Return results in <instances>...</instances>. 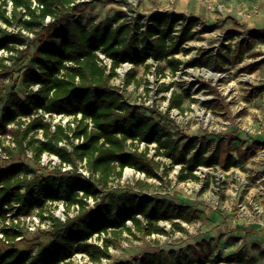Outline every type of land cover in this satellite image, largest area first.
<instances>
[{"label":"trees","instance_id":"16d2710c","mask_svg":"<svg viewBox=\"0 0 264 264\" xmlns=\"http://www.w3.org/2000/svg\"><path fill=\"white\" fill-rule=\"evenodd\" d=\"M76 1L11 0V12L7 8L8 0L0 1V19L7 25L0 33V51L8 53L6 57L0 56V78L18 73L17 80L12 81L18 83L20 77L25 91L21 96L14 88L8 91L4 81L0 82L3 111L0 133L9 134L8 126L13 125L14 131L10 133L15 143L13 148L23 153L31 151L41 170H49L42 165L45 154L61 161L60 167L48 175L39 174L24 163L0 167V264H75V253L101 263L111 258L110 245L123 233L133 238L165 235L168 231L159 224L161 221L172 222L173 231L182 230L181 223L175 220L191 223L199 220L203 211L184 203L177 205L168 197L126 191L104 194L103 190L114 179H121L127 168L153 178L161 167L167 174L170 168L181 165V181L198 180L194 171L199 166L219 164L229 169L244 165L255 154L240 151L237 159L229 151L221 162L222 141L206 156L211 141L202 144L197 138L176 135L162 125L164 118L173 121L171 110L185 111L183 104L191 99V89L172 90L169 107L163 113L144 102H129L123 90L112 84L118 76L117 70L125 63L133 65L125 74V86L140 89L145 85L147 94L150 81L144 77L153 68L161 77L166 69L176 75L183 61L175 54L180 49L185 55L192 52L191 47L183 48V45L197 37L198 32L193 28L198 20L193 18L183 25L179 35L175 29L176 17L171 19L160 13L151 17L150 24L137 22L136 18L127 20L128 13L119 11L112 18L86 25L76 14L80 6ZM12 26H17L18 31L9 30ZM31 46L35 47L33 53ZM98 52L111 60L110 69ZM243 55L240 54L239 61H243ZM263 55L250 54L253 58ZM206 60L200 63L195 60L188 66L200 64L213 71L221 68ZM263 63L264 59L241 72L254 73ZM142 68L144 75L139 77ZM173 87L163 83L160 90L170 91ZM212 92L217 99L208 105L223 111L224 106L218 101L220 93ZM56 118H61L60 123L54 122ZM40 132L42 138H38ZM141 143L146 146L144 151L139 150ZM153 144H156L155 154L151 157ZM13 148L5 147V150L9 152ZM161 156L170 158L171 166L163 163ZM83 163L89 178L79 173L78 164ZM64 164L72 169L64 172ZM92 177H97L103 189L93 183ZM144 183L139 181L140 186ZM90 199L96 202L95 208H88ZM58 202L65 208L66 221L47 212L49 205ZM72 210L77 211L74 217ZM34 211H38L42 221H51L52 229L42 233L53 240L36 251L22 252L15 246L21 236L20 218L26 219ZM95 235L102 239V245L89 242ZM239 262L244 263L241 257ZM193 263L214 262L206 255L195 261L191 255H178L175 250L168 252V259L159 255L138 262Z\"/></svg>","mask_w":264,"mask_h":264},{"label":"rangeland","instance_id":"374dc122","mask_svg":"<svg viewBox=\"0 0 264 264\" xmlns=\"http://www.w3.org/2000/svg\"><path fill=\"white\" fill-rule=\"evenodd\" d=\"M122 1L124 0H86V2H77L76 4H80V6L76 14L82 18L86 25H90L104 21L109 17L112 18L119 11H126L129 14L133 12L132 15H135L134 17L137 19V22L141 23L151 20L152 16L160 13L164 16H169L171 19L176 17L177 30H180L178 29L180 27L178 23L181 21L189 23L193 18L198 20L193 28L194 31H198L197 37L193 41H189L183 45V48L191 47L193 49L192 52L189 55H185L180 49L175 54L176 58L183 61L180 71L176 75H173L169 69H166L165 75L161 77V75L156 73L155 68H153L151 73L144 77L150 81L147 84L150 89L149 94L144 90L145 85L140 89H136L134 85L129 87L124 86L125 89L122 93L125 98L131 103L141 104L144 102L146 106H156L160 111L165 113L169 107L168 99L171 97L172 90L182 92L185 89H191V99H186L183 104L185 108L184 113L176 109L171 110L170 116L173 117H171L173 121L164 118L162 125L176 135L185 138H197L202 144L211 141L206 156L210 155L212 150L216 148L218 141H222L220 147L221 162H224L229 151L237 157L240 151L252 150L254 152L255 143L258 144V131H264V66L254 73L241 71H244V68H247L250 64L264 59V55L260 58H253L249 55L257 51L264 54V43H255V39H252L255 33L247 30L245 21L241 19L239 22H234L232 23L234 30H227L226 22H223L220 18L219 5L213 4L211 8H208L206 5H199V1L197 0H126L129 6ZM7 8L11 12V0H8ZM198 8L202 9L201 13H207L208 16H195ZM248 13L252 16H260L261 9L259 4L255 2V11ZM4 28H7V25L0 19V33ZM18 29L17 26L9 27V30L15 32ZM25 34L31 35L27 32ZM177 35H179V32ZM250 37L251 40L247 43ZM34 50L35 47L31 46L30 51L33 53ZM241 53H244L243 61H239ZM7 55L8 53L5 51L0 52V56L2 57H6ZM195 60L198 63L206 60L212 66L217 67L220 65L221 68L213 71L202 67L200 64L194 67L188 66L189 63ZM149 62L153 64L151 59ZM204 68L213 73L226 74L227 76L217 81L206 78L203 74ZM17 74L14 72L6 78H0V82H5L8 91L14 88L18 94L24 96L25 91L22 89L20 77L18 78V83L12 81L17 80ZM143 75L142 68L139 77ZM247 77L249 79L245 80ZM117 83H119L117 79L112 81L114 85ZM163 83L166 85L173 84L174 87L170 91L164 88L160 90ZM213 90H217L220 93L221 97L218 101L224 106L223 110L226 112L223 113H226L227 116H221L216 109L208 105L216 99L215 94L212 92ZM210 110H212L213 119L207 122L205 118ZM2 116L3 111L2 106H0V120ZM60 119L56 118L54 122L60 123ZM68 120V118L64 119L63 123L66 124ZM13 131L14 127L9 130L10 133ZM38 138H42L41 132L38 134ZM6 153L10 158L7 160L0 156V167L2 168L24 163L28 167L37 170V173L48 175L53 174V170L59 168L61 165L57 160L55 163L53 155L45 154L42 158V165L49 167V170H41L37 167L31 151L23 153L13 148L9 152L6 151ZM159 159L166 165L171 166L172 161L170 158L161 156ZM159 159L157 158V160ZM84 164H78L79 173L87 176L84 174L87 169L82 167ZM260 164L264 167V162H260ZM239 166L244 175L255 171V154L247 163ZM256 170H258L259 174L252 177L253 186L251 185L249 189L245 188L241 190L240 196L236 198L227 195L233 186L241 185V181L239 178H236L235 172L227 175L226 181L218 177V170L214 171L216 175L210 173L209 170H202L201 172L198 170L197 175L200 180H194L193 184H187L182 183L179 179L180 172H177V166L170 168L167 174H164L166 170L161 167L156 172L157 177L153 178H146L143 174L125 171L121 179H114L109 183V188L103 190L104 194L111 192L119 194L126 191L141 195L168 197L175 203H184L192 205L193 208L201 209L203 212L199 220L195 221V225L181 226L182 230L174 231L172 222L163 221L160 225L166 227L168 233L165 235L155 234L146 237L139 235L138 238H133L127 233H123L120 239L112 241L110 245V259H103L101 263H94L87 255L80 253L82 255L75 254L73 256L75 264H125L127 261L138 264L142 258H153L159 255H163L164 259H168V252L171 250H175L178 255L182 253L191 255L195 261L198 257L204 255L212 259L217 251L224 250L222 251L223 258L221 260L215 259L213 260L214 263L210 264H241L239 262L240 254H236L238 255V259L235 261L231 259L227 260L229 256L225 258L230 253H239L241 248L251 255L249 256L250 260H247L248 262L246 263L255 264V231L248 229L244 244H238L240 240L235 233L236 230L233 226V228L230 226L233 220L229 216L230 210L224 208L227 205L232 206L233 213H235L238 204H246L249 208L252 207L246 202L244 196L249 195V193L255 194V180L258 177H264L263 171L257 168ZM63 171L65 172L66 170L63 169ZM30 176L32 177V175ZM96 178L92 177V181L101 189L102 187L97 183ZM139 181L147 184L144 183V185L140 186ZM257 200L258 197H254L251 202L255 203ZM99 201L100 199L97 200V202ZM89 202L88 208H95L97 206L93 199H90ZM260 204L263 206L264 201H261ZM49 211L55 217L66 221L67 217L62 202L49 205L47 212ZM76 215L77 211L72 210L71 217ZM20 219H22L21 234H19L21 236L17 239L15 245L20 251H36L40 246L48 245L53 240L50 235L42 233V231L52 229L51 221H42L38 211H34L26 219ZM128 225L132 226V223L128 222ZM210 237L213 238L211 239ZM206 239L209 241H206ZM92 241L102 245V239H99L98 236H94ZM259 264H264V261H260Z\"/></svg>","mask_w":264,"mask_h":264},{"label":"built area","instance_id":"2783aa9c","mask_svg":"<svg viewBox=\"0 0 264 264\" xmlns=\"http://www.w3.org/2000/svg\"><path fill=\"white\" fill-rule=\"evenodd\" d=\"M130 1H132V0H130ZM189 1V0H188ZM199 1V3L200 4H203V5H206V6H208V8H211L212 7V5H213V2H214V0H198ZM76 2H86V0H77ZM122 2H124L127 6H129L128 5V2L126 1V0H124V1H122ZM11 5H12V3H11ZM35 5H36V3H35ZM126 6V7H127ZM128 8V7H127ZM130 9H133V8H130ZM129 9V10H130ZM253 10L255 11V8H253ZM129 12H132V11H129ZM133 13V12H132ZM132 13L131 14H127V20H130V21H133L134 19H135V15H132ZM246 16V15H245ZM134 18V19H133ZM151 22H150V20H147L146 22H145V24H150ZM179 25H180V27L178 28V29H180L181 30V28H182V26L183 25H185V24H187V23H185V22H183V21H181V22H179L178 23ZM176 29V28H175ZM145 30V28H143L142 29V31H144ZM177 30V29H176ZM180 30H178V32L180 31ZM177 32V33H178ZM198 32V31H197ZM176 33V34H177ZM179 34H180V32H179ZM248 42H250V39H248V41H247V43ZM0 52H2V51H0ZM98 55H99V57H100V59L103 61V63L105 64V66L108 68V69H110V67H111V60L110 59H108L104 54H102L101 52H98ZM133 68V65L132 64H130V63H125V64H123L118 70H117V73H118V76L115 78V79H117V81L119 80V83H117L116 84V86H118V87H120L122 90H124L125 88H124V86H125V82H124V78H125V74L130 70V69H132ZM207 69L206 68H204L203 69V74H204V71H206ZM210 73H213V72H211V71H209ZM224 75H226V74H222V76H223V78H224ZM121 84V85H120ZM36 89H38V87H36ZM217 99V98H216ZM169 100V99H168ZM169 103V102H168ZM177 110V109H176ZM179 111V110H178ZM181 112V111H180ZM219 112V111H218ZM223 112H226L225 110H223V111H220L219 113H220V115L221 116H227L226 115V113H223ZM182 113H184V112H182ZM172 117V116H171ZM173 118V117H172ZM207 122H210L212 119H213V115H212V110H210L209 112H208V115H207ZM12 127H14L13 125H9L8 126V130H10ZM262 133H261V131H258V139H257V142H260L259 140V136L261 135ZM156 146V144H153V145H151L150 146V156L152 157L154 154H155V149H154V147ZM5 147H15V143H14V141H13V137H12V135L9 133V134H2V133H0V156L1 157H3L4 159H9L10 157H9V155L6 153V151H5ZM146 149V146H145V144L144 143H141V144H139V150L140 151H144ZM248 152H252V150L251 151H248ZM254 153H255V161L258 163V162H264V147H262V148H259V150H258V146H257V143H255V151H254ZM237 159H238V157L237 156H235ZM157 159V158H156ZM53 160L55 161V163H56V160L57 161H59L60 163H61V161L57 158V157H55V156H53ZM241 165V164H240ZM63 169L64 170H66V171H69V170H71L72 169V167L71 166H69V165H66V164H64L63 165ZM180 170H181V165H177V172L179 171L180 172ZM198 170H200V172L202 171V170H204V171H208L209 170V172L210 173H213V175H216V173H214V171L215 170H218V172H219V178H221V179H224V180H226V176L227 175H229L230 173H234L235 172V174H236V178L238 179H240V181H241V185L240 186H233V188L231 189V190H229V193H227V195L228 196H233L234 198H236V197H238V196H240V192H241V190H244L245 188H248L249 189V186H253V179H252V177H254V176H258V171H251L249 174H247V175H244L243 174V172L241 171V168H240V166L238 165V166H233V167H230L229 169H224L223 167H221V165H215V166H199V167H197L196 169H195V171H194V173H195V175L199 178V176L197 175L198 174ZM125 171H132V172H136V171H134L133 169H129V168H127V169H125ZM124 171V172H125ZM84 173V172H83ZM136 173H138V174H141V173H139V172H136ZM85 175H87V176H85L86 178H89L90 177V173L88 172V171H86L85 173H84ZM83 175V174H82ZM218 175V174H217ZM143 176H145V174H143ZM200 180V179H199ZM194 180H192V179H187V180H185V181H182V183H187V184H193L194 182H193ZM223 181V180H222ZM227 181V180H226ZM208 186V185H207ZM255 194H250L249 193V195H247V196H244V198H245V200H246V202H248L249 203V205L250 206H252L251 208H249V206H247L245 203V205H240V204H238L237 205V208L235 209V213H233V208H232V206H226L224 209H228V210H230V214H229V216L233 219L232 220V222L230 223V224H233V225H237L238 223H243L244 225L243 226H241V228H243L244 230L245 229H250V230H254L255 231V226L256 225H259V227L260 228H263L264 227V220H263V216H264V208H263V206L260 204V202L261 201H264V177L263 176H261V177H258L256 180H255ZM213 187V186H212ZM241 187V188H240ZM235 190V191H234ZM222 193H223V191H221ZM223 195H225V194H223ZM242 195V194H241ZM226 196V195H225ZM254 197H258V200L257 201H255V203H252L251 201H252V199L254 198ZM90 201V200H89ZM177 205H180V204H182V203H176ZM218 206H219V202H218ZM195 221H197V220H195ZM195 221H193V222H191V223H187V222H185V221H182V220H175V222H179V223H181V225L182 226H192V225H195ZM161 222H163V221H161ZM160 222V223H161ZM159 223V224H160ZM162 227H165L164 225H161ZM166 228V227H165ZM155 235V234H154ZM226 235V234H225ZM95 236H98V235H95ZM102 237H103V235H102ZM20 238V237H19ZM18 238V239H19ZM213 238V237H212ZM211 238V239H212ZM238 238H239V242H238V244H240V245H242V244H244V239H243V237L242 236H238ZM93 239V238H92ZM92 239H90L89 240V242H93L92 241ZM225 239H226V237H225ZM206 241H209L208 239H206ZM94 243H97V244H99L100 245V243H98V242H94ZM222 250V249H221ZM227 251H228V249H226ZM222 251H224V250H222ZM222 251H217L215 254H214V256H213V258L211 259V260H215V259H217V260H221L222 258H223V253H222ZM244 252H245V250L244 249H242L241 248V250L239 251V253H230L229 255H227V256H225V258H228V256H229V258L227 259V260H229V259H231V260H233V261H235V260H237L238 259V255H236V254H240V255H242V254H244ZM76 255H82V254H80V253H75ZM74 254V255H75ZM220 256V257H219ZM73 259H74V257H73ZM246 259V258H245ZM210 264V263H209Z\"/></svg>","mask_w":264,"mask_h":264},{"label":"crops","instance_id":"0c3cea01","mask_svg":"<svg viewBox=\"0 0 264 264\" xmlns=\"http://www.w3.org/2000/svg\"><path fill=\"white\" fill-rule=\"evenodd\" d=\"M255 2L258 3L260 6V9H261L260 16H255V15L252 16L248 13V12L254 11L253 8H255ZM213 4L219 5L218 8H219V11L221 12L220 18L222 19L223 22H226L225 25H226L227 30H234L232 23L239 22V21H241V19H243L242 21H245L247 30L253 31L255 33L254 36L252 37V39H255V43H258V44L262 43V42L264 43V40H263L264 39V0H214ZM199 5H200V3H199ZM197 11L198 12L195 13V16L196 15H199V16L204 15L203 17L208 16L207 13H201L202 12L201 8H198ZM239 12H241V13H239ZM249 39L251 40V37ZM253 53H258V51L253 52ZM258 58H260V57H258ZM261 60H259V61H261ZM256 62H258V61H256ZM263 66H264V63L261 64L257 70H259ZM261 133L262 134L259 136L260 142H258V144H257V146L259 145L258 148L264 147V131L262 130ZM256 168L259 169L260 171L264 172V167L262 164H260V162L257 163L255 161V171H258V170H256ZM263 208H264V205H263ZM263 220H264V216H263ZM243 225H244L243 223H238L237 225L231 224L230 226L231 227L233 226L235 228V230H236L235 233L237 234V236H242L243 239H245L246 231L248 229L244 230L243 228H241V226H243ZM223 234H225V233H223ZM210 238H212V237H210ZM254 238H255V240H254V242H255V253H254L255 264H259L260 261H264V227L260 228L259 225L255 226V237ZM249 256H251V255H249L248 252L245 251L244 254L241 255V259L244 262L241 264H247L246 263V262H248L247 260H250Z\"/></svg>","mask_w":264,"mask_h":264},{"label":"bare ground","instance_id":"6f19581e","mask_svg":"<svg viewBox=\"0 0 264 264\" xmlns=\"http://www.w3.org/2000/svg\"><path fill=\"white\" fill-rule=\"evenodd\" d=\"M204 76L206 78H211L215 81L219 80L220 78L222 79L223 76L222 74H219V73H210L208 70L204 71ZM227 75H224V77H226ZM252 77V76H250ZM249 79V77L245 78V80ZM205 120H207V118H205Z\"/></svg>","mask_w":264,"mask_h":264},{"label":"water","instance_id":"95a60500","mask_svg":"<svg viewBox=\"0 0 264 264\" xmlns=\"http://www.w3.org/2000/svg\"><path fill=\"white\" fill-rule=\"evenodd\" d=\"M58 158V157H57ZM59 159V158H58Z\"/></svg>","mask_w":264,"mask_h":264}]
</instances>
